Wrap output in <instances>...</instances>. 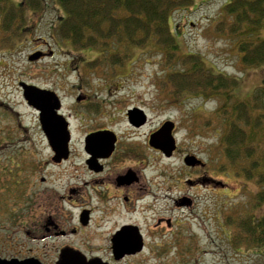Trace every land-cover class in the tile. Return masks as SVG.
<instances>
[{
	"label": "flooded vegetation",
	"instance_id": "af4514ba",
	"mask_svg": "<svg viewBox=\"0 0 264 264\" xmlns=\"http://www.w3.org/2000/svg\"><path fill=\"white\" fill-rule=\"evenodd\" d=\"M9 1L17 11L18 7L22 10L19 35H25L35 44L27 53V60L34 51L40 56L29 62L55 55L61 57L50 72L57 74L52 80L64 89L62 94L55 87L16 78L22 102L37 113L39 131L47 148L43 167L53 172L59 165L79 157L80 169L89 175L79 184H65L63 188H58L50 176H33L36 167L38 171L40 167L35 165L32 155L27 157L30 149L23 150L20 156L14 151L8 152L23 137H29V128L21 126L18 129L17 124L13 125L18 121L12 112H17L0 102V117L10 120V123L0 124V264H148V260L154 261L150 264H158V255L164 247L158 244V236L167 235L172 221L158 217V168L156 178L146 179V182H141L139 170L144 164L158 159V153L171 160L177 145L169 156L158 148V125L149 130L145 142L138 141L137 132L147 120L146 113L138 105L127 107L123 113L132 130L126 137L109 125L119 111L106 107L109 103L114 104L112 95L106 91L109 88L107 82L115 79V72L120 73L124 65L108 71L109 76L96 75L100 82L88 76V73L102 69H89L88 63L95 55L85 57L84 51L89 49L76 48L61 36L66 16L62 2L65 0ZM224 3L222 0L221 5ZM16 15L18 18V13ZM40 30L42 33L45 30L57 46H52L42 35L33 36ZM68 53L73 56L67 57ZM104 79L107 87H102ZM25 84L47 91L38 92L35 103L31 104L24 97ZM95 101L99 103L95 105ZM42 109L53 114L57 123L43 129L40 122ZM100 115L108 118V124L97 122ZM73 119L78 126L86 121L83 126L88 127L79 141L73 140ZM174 130L175 125L173 134ZM152 134L157 137L155 145L150 142ZM186 155L192 154L184 153L181 159L187 171L162 175L165 182L183 174L193 176V171L200 172L208 166V160L200 159L197 164L187 165L184 162ZM14 165L17 172L11 169ZM3 168L7 169L8 176ZM194 176L207 175L195 173ZM86 182L93 192L95 203L92 205L75 203L84 201H80L79 191ZM172 182L178 184L180 181L176 178ZM150 197L153 199L148 200ZM172 201L180 209L193 205L192 199L185 194ZM142 202H145V211L156 208L151 226L149 223L141 225L134 219ZM177 222L180 221L174 224ZM179 231L173 232L172 242L178 243V236L187 237L186 234L181 236ZM176 243L171 244L177 256L179 248L180 254L184 248Z\"/></svg>",
	"mask_w": 264,
	"mask_h": 264
},
{
	"label": "rangeland",
	"instance_id": "374dc122",
	"mask_svg": "<svg viewBox=\"0 0 264 264\" xmlns=\"http://www.w3.org/2000/svg\"><path fill=\"white\" fill-rule=\"evenodd\" d=\"M195 2L197 6L176 9L172 14V26L175 33L178 34L179 53L201 54L209 66L239 78L240 82L234 89L236 96L242 97L249 94L255 86L264 83V65L246 67L240 62L239 55L234 48V41L216 34L214 25L219 16L222 0H196ZM40 35L48 39L52 46H57V43L45 33V30L43 33L42 30L37 31L33 36ZM34 45L33 40L28 41L25 35H18L12 38L8 46L0 48V102L17 112H12L18 121L13 125L17 124L18 129L21 126L29 128V137L27 139L23 137L17 146L8 152L14 151L17 156H20L23 150L30 149L27 157L32 155L35 165L40 167L39 171L36 167L33 176H50V180L54 181L58 188H63L65 184H79V181H84L89 175L85 170L80 169L79 157L59 165V168L53 172H49L47 168L44 169L43 162L47 157V148L39 131L37 113L25 106L17 88L16 78L19 77L36 84L55 87L61 94L64 91L60 85L53 83L52 78L57 77V74L54 71L50 72L52 66H56V62L60 61L61 57L55 55L36 62H29L26 58L27 53ZM152 47V43L150 46L146 45V51V48L138 49L130 46L129 57L124 62L121 72H115L116 78L107 82L109 88L106 91L112 95L110 98L114 104L109 103L106 107L119 111L109 125L122 137H126L129 134L127 132H132L123 117L126 108L138 105L143 109L147 120L137 132L136 137L140 143L145 142V136L150 129L159 126L164 120L169 119L175 124L174 137L177 151L171 160H166L158 153V159L148 165L144 164L139 170L141 182H144L146 179L156 178L154 176H156L158 168V217L172 221V227L167 230V235L163 238L158 236V244L164 246L158 255V264H264V248H233L228 243L229 228L225 224V214L235 211L242 214L249 210L247 195H252L256 190V185L242 176H236L232 170L225 173L214 167L216 160H212L210 154L211 149L216 146L213 138L215 128L203 129L205 125L199 124L205 120L203 118L212 116L217 101L204 99L196 93L182 94L174 103L163 99L157 85L158 78L164 72L161 64V52ZM94 54L93 50L84 51L85 57ZM72 56L73 54H67L69 58ZM117 67L119 66L103 65L100 73H88V76L100 82L101 80H98L96 75L98 77L109 76L108 71ZM102 82V87H107V83L104 85L105 79ZM100 86L101 84L98 85L99 89H101ZM67 101L69 100L67 99ZM97 103L99 102L95 101V105ZM199 117L202 118L197 122L196 118ZM107 119L100 115L97 117V122L108 124ZM85 122L78 126L77 121L72 120L73 140L79 141L84 130L88 128L83 126ZM3 123H10V120L0 117V124L3 125ZM182 153H190L203 161L208 160V166L203 171H193L191 174L193 176L183 174L174 176L173 180L165 182V176L162 175L187 171L181 160ZM223 158L225 157L222 155L221 159L223 160ZM74 167L77 168L76 171L73 170ZM137 168L139 169V167ZM11 169L17 172L15 165ZM24 169H26V165ZM138 169H136L137 172ZM3 170L8 176L7 169L3 168ZM195 173H204L207 176H194ZM176 178L180 181L178 184L172 182ZM86 183H82V188L79 191V199L84 201H76L77 204L92 205L95 203L89 183ZM181 194L192 199L193 205L188 209H180L172 201L173 198ZM152 199L150 197L148 200ZM144 203H139V213L133 216L141 225L149 223L151 226L150 222L154 219L156 208L145 211ZM262 211L263 208H260L255 210V213L259 215ZM118 217L123 216L119 215ZM175 220L180 222L174 224ZM180 223H182L181 227ZM178 229L181 236L186 234L187 237L178 236V243L172 242L173 232ZM171 243H176V246L184 248V251L180 254L179 248L176 256L175 247L172 248ZM151 262L154 261L148 260V264Z\"/></svg>",
	"mask_w": 264,
	"mask_h": 264
},
{
	"label": "trees",
	"instance_id": "16d2710c",
	"mask_svg": "<svg viewBox=\"0 0 264 264\" xmlns=\"http://www.w3.org/2000/svg\"><path fill=\"white\" fill-rule=\"evenodd\" d=\"M195 1L65 0L61 36L76 48L93 50L95 59L88 66L97 70L107 64L122 66L130 46L143 49L152 43L161 52L164 72L157 85L163 99L174 103L182 94L196 93L217 101L212 116L199 124L205 125L203 129L215 128L216 146L210 154L216 160L214 167L225 173L232 170L256 185L252 195H247L249 210L225 214L228 243L233 248H264V83L236 96L237 76L209 66L201 54L179 53L172 14L197 6ZM220 8L216 34L234 41L246 67L264 65V0H225ZM21 12L9 0H0V47L20 34ZM260 208L263 211L256 215Z\"/></svg>",
	"mask_w": 264,
	"mask_h": 264
},
{
	"label": "water",
	"instance_id": "95a60500",
	"mask_svg": "<svg viewBox=\"0 0 264 264\" xmlns=\"http://www.w3.org/2000/svg\"><path fill=\"white\" fill-rule=\"evenodd\" d=\"M40 56V53L34 52L30 55H28V59L29 60H35ZM26 86L24 89V97L26 98V100L31 103L34 104L35 102V95L38 94V92H43V91H47L44 89H40L36 86L33 85H24ZM57 119L54 117L53 114L48 113L45 110H41L40 112V122L41 125L43 127V129L46 126H53V124L57 123ZM174 127V123L170 120H166L164 121L161 126L158 128V148L161 149L164 154L166 156H169L171 154V152L173 151V149L175 148V140L174 137L172 135V130ZM150 142L155 145L157 144V137L156 135L152 134L150 137ZM184 162L187 165H194L200 162L199 159L196 158V156L194 155H186L184 158Z\"/></svg>",
	"mask_w": 264,
	"mask_h": 264
}]
</instances>
